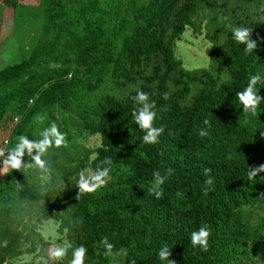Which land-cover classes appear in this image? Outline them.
<instances>
[{
	"label": "trees",
	"instance_id": "trees-1",
	"mask_svg": "<svg viewBox=\"0 0 264 264\" xmlns=\"http://www.w3.org/2000/svg\"><path fill=\"white\" fill-rule=\"evenodd\" d=\"M4 4L16 24L27 25L23 36L36 40L27 59L0 69V125L7 112L19 117L6 150L21 133L38 138L53 121L67 143L46 154V181L38 170L3 172L0 228L15 224L18 238L28 230L24 242L37 239L46 248L84 244L85 264H161L164 243L176 264L264 259V172L247 175L264 164V101L246 122L235 98L250 73L264 75V42L246 53L229 27L264 37V0H40L33 13L21 0ZM188 27L212 43L208 67L188 69L177 56ZM224 73L230 78L222 80ZM135 87L150 94L154 124L165 129L155 144L143 143L145 130L131 117ZM257 87L264 97V82ZM205 119L211 127L200 136ZM90 136L99 145L89 147ZM105 157L113 161L106 185L79 192V171L103 166ZM154 171L168 177L159 196L151 190ZM25 217L59 223L55 243L32 235L37 229L29 223L20 229ZM205 225L206 251L190 240ZM14 236L0 235V264H9ZM31 248L20 246L15 255L31 253L27 264H34ZM70 259L71 248L58 264Z\"/></svg>",
	"mask_w": 264,
	"mask_h": 264
},
{
	"label": "clouds",
	"instance_id": "clouds-1",
	"mask_svg": "<svg viewBox=\"0 0 264 264\" xmlns=\"http://www.w3.org/2000/svg\"><path fill=\"white\" fill-rule=\"evenodd\" d=\"M226 19V18H225ZM232 32V39L240 44H244V51L251 53L258 48V44L264 42V37L253 38V29L238 25H229ZM228 73H224L221 77L222 80L229 79ZM264 82V75L259 72L250 73L248 77L247 85L236 92L235 98L243 109L245 115V121L247 117L255 116L259 106L264 97L259 92L257 87L258 83ZM135 95L132 96V100L135 102V106L131 109V117L138 125L139 129L145 130L143 134V143L155 144L158 142L159 137L164 133L163 126H156L154 121L157 119V111L155 109V101L150 100V94L138 87L134 88ZM19 119V117H17ZM43 117H40V121H43ZM207 127L200 128L199 135L207 136L208 128L211 127V123L208 119L203 121ZM67 133L60 130L55 121L51 122L48 126L41 128L38 132V138H30L28 135L21 133L18 136L17 142L10 149H0V158H2L3 166L0 168V172L5 169L12 170H38L41 175L50 173L52 167L48 160L45 158L46 154L53 147L65 145ZM5 153L7 155L5 156ZM29 157L28 161H25L24 157ZM113 161L111 157H105L101 161V167L91 169L88 167L82 168L78 173V180L76 184L79 188V192H94L101 186L106 185L108 178L110 177L111 165ZM247 173L250 179L256 178L258 173L264 172V164L255 168H250ZM171 172V169L168 170ZM168 179L166 175H161L160 171L153 172L152 187L151 190L156 196L160 195L158 188L165 183ZM213 179L211 177L205 180L206 185H211ZM208 188H205L207 191ZM210 229L208 226H201L197 230H193L190 235L191 244L193 247H199L201 250H207L209 246ZM104 243L108 249H111L113 245L108 243L105 238ZM71 248V259L68 264H85L87 247L84 244L73 245L70 243L57 244L51 251V255L57 259L63 258L67 250ZM171 246L167 243L162 244L158 249V258L161 264H176L175 260L169 259L171 252ZM257 264H264V259L260 256L255 257Z\"/></svg>",
	"mask_w": 264,
	"mask_h": 264
},
{
	"label": "rangeland",
	"instance_id": "rangeland-1",
	"mask_svg": "<svg viewBox=\"0 0 264 264\" xmlns=\"http://www.w3.org/2000/svg\"><path fill=\"white\" fill-rule=\"evenodd\" d=\"M21 4H23L24 6L28 5L32 7L29 13H33L36 11L37 6L40 5V0H21ZM21 25L27 26L22 21H18L16 24L15 13L13 9L7 7L4 4V0H0V69L3 67L6 68L8 66L20 64L31 54L36 40L34 37L31 39H27L25 35L23 36L24 32ZM15 26L17 27V30H15L14 33ZM211 47L212 43L204 38V34H196L192 28L188 27L184 32L182 38L177 42L176 51L177 56L184 61V66L188 69H194L208 67L210 65L209 52L211 50ZM12 115L13 114H11L10 112H7L0 125V149L6 150L7 142L10 139L11 130L18 122V119H11ZM87 145L89 147L99 145L98 136H90ZM2 166V158H0V168H2ZM6 170L7 169L0 172V176ZM41 177H43V180L46 181L45 179L48 177V175L43 174ZM45 188L49 190L48 187L45 186ZM37 210L38 208H36V211ZM21 214L22 212H18L14 218L20 219L22 217ZM8 219L11 218L8 217ZM27 219L28 218L25 217V222L20 223V229L24 228L25 223H29L30 226H35V228L37 229L36 233L32 232V235L39 237V239H41L43 235L47 240H54L51 243H55V240L58 239L57 230L59 228V223H57L54 219L42 220L39 222L34 218L28 220ZM7 224L9 225L10 223L6 222V225ZM6 225H1L0 235H3L4 233L7 236H11L13 234L15 235L14 238L17 240L14 243L13 240H11L10 248L13 251V255H11V258H9V264L29 263L28 260L31 256V253L25 252L22 256L19 257L15 255L18 253V250L20 252V246L23 247V249H26L28 246V251L33 249L31 248L32 246H34V248L37 247L36 253H38V255L34 264H52L53 262V264H58V259L51 255V251L54 249L56 244L50 245V247L47 248L46 246L41 247L39 246L40 244H35L39 242L37 239L35 240V238L34 244H32V242L25 243L23 237L27 235L28 230H21L25 232L22 235L23 237L18 238L17 229L15 227L13 228L15 224H13L12 227L9 225L10 227L4 229ZM2 228L5 231H3ZM9 231H11V233ZM31 239L33 238H30V240ZM3 252L4 250L0 249V255H2ZM46 253L48 257L47 260H45V257L43 256L46 255Z\"/></svg>",
	"mask_w": 264,
	"mask_h": 264
}]
</instances>
